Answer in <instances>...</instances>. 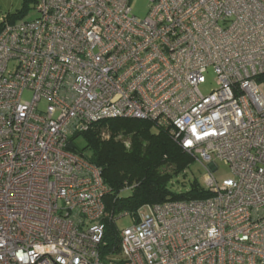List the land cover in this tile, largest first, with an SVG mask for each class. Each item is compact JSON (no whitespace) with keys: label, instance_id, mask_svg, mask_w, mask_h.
Wrapping results in <instances>:
<instances>
[{"label":"built area","instance_id":"built-area-1","mask_svg":"<svg viewBox=\"0 0 264 264\" xmlns=\"http://www.w3.org/2000/svg\"><path fill=\"white\" fill-rule=\"evenodd\" d=\"M34 10L0 25V264H264V0ZM117 117L171 129L209 196L125 213L110 245L101 170L67 144Z\"/></svg>","mask_w":264,"mask_h":264},{"label":"trees","instance_id":"trees-1","mask_svg":"<svg viewBox=\"0 0 264 264\" xmlns=\"http://www.w3.org/2000/svg\"><path fill=\"white\" fill-rule=\"evenodd\" d=\"M36 1L25 3L34 5ZM27 11H21L18 17H24ZM80 138L85 142L83 147L79 145ZM67 149L101 170L109 190L104 203L112 217L106 222L110 245L118 243L117 222L125 213L134 215L145 205L209 196L197 179L183 181L184 189L171 187L180 175L186 176L195 158L175 140L171 129L149 120L125 117L101 120L87 131L71 136Z\"/></svg>","mask_w":264,"mask_h":264},{"label":"rangeland","instance_id":"rangeland-1","mask_svg":"<svg viewBox=\"0 0 264 264\" xmlns=\"http://www.w3.org/2000/svg\"><path fill=\"white\" fill-rule=\"evenodd\" d=\"M149 5L150 0H131V7L133 9V12L139 16L140 18H143L147 15L149 11ZM23 10H28L24 17H27V19H35L38 17V12L34 10L33 4H26L25 0H0V25L2 23V17L5 14H14L15 20H18L20 17H18V13H20ZM213 78V85H216V78L214 75L210 76ZM211 86H207L202 88L204 92H207L208 89ZM26 98H31L30 93L25 94ZM79 145L83 147L85 145V142L82 138L78 140ZM217 165L219 167V172L217 174L218 181H222L226 177L232 176L230 168L225 165L223 162L217 161ZM197 179L199 183L205 187L206 186V171L205 168L197 161L195 160L191 166L189 167V170L185 177L182 175L179 176L177 180L174 181L173 186H171L174 190L184 189L186 185H183V181L189 182V180ZM132 224L131 218H121L117 222V226L120 229H124Z\"/></svg>","mask_w":264,"mask_h":264}]
</instances>
